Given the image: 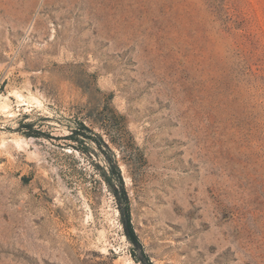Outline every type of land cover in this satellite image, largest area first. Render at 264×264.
Segmentation results:
<instances>
[{
  "label": "rangeland",
  "instance_id": "rangeland-1",
  "mask_svg": "<svg viewBox=\"0 0 264 264\" xmlns=\"http://www.w3.org/2000/svg\"><path fill=\"white\" fill-rule=\"evenodd\" d=\"M0 264H264V0H0Z\"/></svg>",
  "mask_w": 264,
  "mask_h": 264
},
{
  "label": "trees",
  "instance_id": "trees-1",
  "mask_svg": "<svg viewBox=\"0 0 264 264\" xmlns=\"http://www.w3.org/2000/svg\"><path fill=\"white\" fill-rule=\"evenodd\" d=\"M83 126L86 128L85 125H83ZM80 134L84 135V136L90 138L91 140H93L94 142H96L100 148H102V146L104 145L108 149L109 153H111L113 155V152H112L111 148L109 147L108 143H106V141L103 140L101 136L96 135V133L86 135V133L84 131H82V129H76L72 132V134L70 136H71V138H77ZM107 158H108V162L110 164V169H111L113 175L116 177V181H117V182L110 183V185L112 186V191H113L114 195L116 196L118 203H119V210H120V215H121L124 233L127 236V238L136 247L142 248V244L140 242L139 236H138L136 229H135L133 222H132L130 198H129L128 191L125 187V182H124L123 176L121 174L120 168L117 165V162L115 160H113L110 155H107ZM146 258H148V257H146Z\"/></svg>",
  "mask_w": 264,
  "mask_h": 264
}]
</instances>
